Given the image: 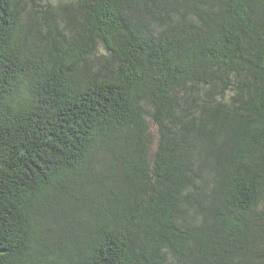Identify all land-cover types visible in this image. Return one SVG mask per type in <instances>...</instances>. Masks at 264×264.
Masks as SVG:
<instances>
[{"label": "trees", "instance_id": "1", "mask_svg": "<svg viewBox=\"0 0 264 264\" xmlns=\"http://www.w3.org/2000/svg\"><path fill=\"white\" fill-rule=\"evenodd\" d=\"M26 12L0 0V264H264V0Z\"/></svg>", "mask_w": 264, "mask_h": 264}, {"label": "rangeland", "instance_id": "2", "mask_svg": "<svg viewBox=\"0 0 264 264\" xmlns=\"http://www.w3.org/2000/svg\"><path fill=\"white\" fill-rule=\"evenodd\" d=\"M23 2L26 3V11H27L25 16H24L23 24L28 25L27 22H28L30 13H32L31 12L32 10H37V11L42 10V5H45V4H50V5H53L55 7H58L59 5H62V4H70L72 2V0H23ZM56 11L58 13L56 15L58 22H61L62 24H64L66 21H68V17H65V16H67V14L64 11H61L60 8L57 9ZM28 12H30V13L28 14ZM38 16H41V15H38ZM25 30L28 31V27H26ZM105 53L106 52H105L103 46L99 45L98 49L95 53V56L93 57L94 58V64H97L98 67L104 66L103 60L100 59V62H99L98 56L105 54Z\"/></svg>", "mask_w": 264, "mask_h": 264}]
</instances>
